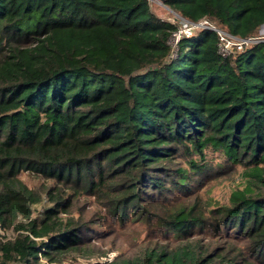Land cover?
Here are the masks:
<instances>
[{
  "label": "trees",
  "instance_id": "16d2710c",
  "mask_svg": "<svg viewBox=\"0 0 264 264\" xmlns=\"http://www.w3.org/2000/svg\"><path fill=\"white\" fill-rule=\"evenodd\" d=\"M164 3L264 26V0ZM177 29L150 0H0V264L121 233L131 249L93 264H264V41L223 56L200 28L174 55Z\"/></svg>",
  "mask_w": 264,
  "mask_h": 264
},
{
  "label": "rangeland",
  "instance_id": "374dc122",
  "mask_svg": "<svg viewBox=\"0 0 264 264\" xmlns=\"http://www.w3.org/2000/svg\"><path fill=\"white\" fill-rule=\"evenodd\" d=\"M150 3H151L152 8L154 9V11L159 16L166 18L168 20H171L173 22H177V23L180 22L179 16H181V15L179 13H177L176 11H174L173 9H171L169 6H167L164 3V0H150ZM196 30L198 31L199 29H196ZM196 30L194 31V33L197 32ZM256 36L259 38L264 37V26H262L260 28V30L258 31ZM173 51H174V55H175L177 48L174 47ZM225 189H227V188H225L223 186L220 187V185H219L215 189L214 195H216V196L223 195L225 192ZM84 204L87 205V207L85 209L87 216L95 217L94 214L96 213V210L100 209V207H97L96 205H94V203L91 199H86V198L80 199L79 200V206H83ZM45 205H48V203H44V205L37 206L36 212L41 211V209ZM103 212H104V210H103ZM106 226L107 225L105 224V227ZM101 228H103L102 225H101ZM16 234H17V232H15L13 229L6 231V230L0 228V238H2L3 240H5L8 237L12 238ZM95 244H96V246L94 248L96 250H99V249L107 250L108 251L107 255H102V256L101 255H95V256H92L90 258L81 257V256L72 257L68 260H65L62 263H53V264H93V263H99V262L103 263L107 260H112L116 255L119 254V252L121 250H126V249L130 250L131 249V246H130L131 244L129 241V235L123 234V233H121V235H115V236H112L110 238L104 237L101 240H96ZM109 248H114V249L110 250ZM43 262H45V261L43 260Z\"/></svg>",
  "mask_w": 264,
  "mask_h": 264
},
{
  "label": "built area",
  "instance_id": "2783aa9c",
  "mask_svg": "<svg viewBox=\"0 0 264 264\" xmlns=\"http://www.w3.org/2000/svg\"><path fill=\"white\" fill-rule=\"evenodd\" d=\"M179 21L176 22L178 24V29L174 32L170 43L172 44V47L177 48V44L179 40L184 36H190L194 33L196 29L200 28H209L213 31H216L219 38V52L223 56H229L230 54L242 51L246 46H248L250 43L258 42V41H264V37H248L243 38L238 35H234L217 25L209 22L207 19H202L198 22L190 21L183 16H179ZM197 31V30H196Z\"/></svg>",
  "mask_w": 264,
  "mask_h": 264
}]
</instances>
